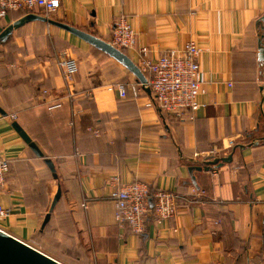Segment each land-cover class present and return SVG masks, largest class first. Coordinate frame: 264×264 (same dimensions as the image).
I'll return each instance as SVG.
<instances>
[{"label":"crops","instance_id":"crops-1","mask_svg":"<svg viewBox=\"0 0 264 264\" xmlns=\"http://www.w3.org/2000/svg\"><path fill=\"white\" fill-rule=\"evenodd\" d=\"M263 14L264 0H60L48 19L108 43L124 17L136 44L122 52L137 67L141 49L155 59L194 42L203 92L182 118L147 107L146 90L134 98L136 77L71 33L41 21L13 31L0 45V155L9 164L0 229L62 264H264ZM25 15L12 12L0 28ZM69 57L78 71L67 85L60 62ZM55 98L62 105L49 111ZM13 123L53 162L56 180ZM230 154L231 163L189 171ZM115 176L176 193L175 215L148 218L139 236L120 228Z\"/></svg>","mask_w":264,"mask_h":264},{"label":"built area","instance_id":"built-area-1","mask_svg":"<svg viewBox=\"0 0 264 264\" xmlns=\"http://www.w3.org/2000/svg\"><path fill=\"white\" fill-rule=\"evenodd\" d=\"M59 5L60 0H0V20L12 12L31 14L36 9L49 18L57 12ZM111 26L109 44L120 51L133 49L136 44L135 32L126 19L119 17ZM139 53L141 58L138 68L146 83L129 85L134 98L141 92L140 89H149L151 100L146 106L157 105L165 115L177 118H182L185 111L195 112L199 108L196 101L203 92L198 63L200 49L194 42L189 41L181 50H169L155 59L148 57L146 49H141ZM60 67L64 81L69 85L78 71L77 61L71 57L64 58ZM116 90L121 98L126 97L123 85L117 86ZM43 93L50 96L46 91ZM55 99L54 104L47 107L49 111L62 105L59 98ZM8 172V161L0 155V193L6 184ZM109 186V199L114 204V220L120 228L127 227L133 235L144 234L148 218L159 225L171 220L176 213L178 196L174 192L156 191L151 194L145 184H120L116 176L110 179ZM7 216L8 211L0 205V220Z\"/></svg>","mask_w":264,"mask_h":264},{"label":"water","instance_id":"water-1","mask_svg":"<svg viewBox=\"0 0 264 264\" xmlns=\"http://www.w3.org/2000/svg\"><path fill=\"white\" fill-rule=\"evenodd\" d=\"M264 19V14L262 15L261 20ZM41 21L44 22L50 26L58 27L68 33H71L72 35L79 38L84 43L87 42L90 45H92L94 48L99 50L100 52L105 53L107 56L115 60L117 63L119 62L129 73L133 74L134 77H136V83L140 85H144L146 83V79L144 75L140 72L139 68L135 63H133L130 58H128L122 51L115 49L113 46H111L108 42H105L103 40H99L95 38L94 36L84 33L75 27L67 26L63 23H59L54 20H50L44 16H40L38 14H26L25 16L21 17L19 20L13 22L12 24L0 28V45L4 43V41L13 33V31L20 28V26L30 23V22H36ZM259 40V59L260 61H264V44H262V37ZM147 93H150L149 89H146ZM264 95L261 99V104H263ZM13 128L16 130V132L19 134L22 141H25V143L28 145L31 152L34 154L37 158H43L44 162L49 170V172L52 174V177L54 180L57 179V173H55L53 162L45 157L43 152L40 148L31 141L29 136L26 134L22 128L17 125L16 123H13ZM238 148H242V146H237ZM232 161V154L228 155L227 157H222L218 159H212L208 161L202 162L203 166L198 167H190L189 171H209L210 167H218L224 163H231ZM57 193L54 196L51 207L47 214H45L43 218L42 228L45 227V225L49 222L50 214L53 212L54 208L56 207V203L61 195V189L59 187L57 188ZM0 264H62L60 262H57L56 260L52 259L51 257L47 256L46 254L40 253L35 248L31 247L28 244H25L16 238H13L10 235H7L0 231Z\"/></svg>","mask_w":264,"mask_h":264},{"label":"trees","instance_id":"trees-1","mask_svg":"<svg viewBox=\"0 0 264 264\" xmlns=\"http://www.w3.org/2000/svg\"><path fill=\"white\" fill-rule=\"evenodd\" d=\"M262 18V17H261ZM261 18L257 21L258 22V32L260 33V34H262L263 33V35H260V37H262V40L261 41H263V38H264V19H262L261 20ZM262 32V33H261ZM259 37V38H260ZM261 39V38H260ZM262 44H264V42H262ZM151 193V192H150ZM151 194H154V193H151Z\"/></svg>","mask_w":264,"mask_h":264},{"label":"rangeland","instance_id":"rangeland-1","mask_svg":"<svg viewBox=\"0 0 264 264\" xmlns=\"http://www.w3.org/2000/svg\"><path fill=\"white\" fill-rule=\"evenodd\" d=\"M30 245H31L33 248H35V249H36V241H34V242H31V243H30Z\"/></svg>","mask_w":264,"mask_h":264}]
</instances>
